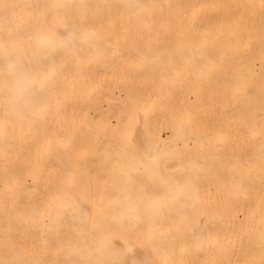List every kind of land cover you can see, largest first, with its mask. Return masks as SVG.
Instances as JSON below:
<instances>
[{
    "label": "bare ground",
    "instance_id": "bare-ground-1",
    "mask_svg": "<svg viewBox=\"0 0 264 264\" xmlns=\"http://www.w3.org/2000/svg\"><path fill=\"white\" fill-rule=\"evenodd\" d=\"M122 261L264 264V0H0V264Z\"/></svg>",
    "mask_w": 264,
    "mask_h": 264
},
{
    "label": "snow or ice",
    "instance_id": "snow-or-ice-1",
    "mask_svg": "<svg viewBox=\"0 0 264 264\" xmlns=\"http://www.w3.org/2000/svg\"><path fill=\"white\" fill-rule=\"evenodd\" d=\"M3 7H6V6H3ZM119 264H127V261L119 262Z\"/></svg>",
    "mask_w": 264,
    "mask_h": 264
}]
</instances>
